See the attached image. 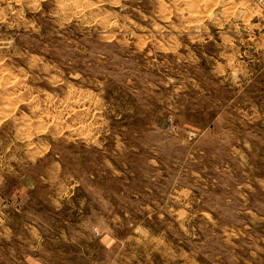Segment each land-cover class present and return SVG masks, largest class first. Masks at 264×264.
<instances>
[{
  "label": "rangeland",
  "instance_id": "rangeland-1",
  "mask_svg": "<svg viewBox=\"0 0 264 264\" xmlns=\"http://www.w3.org/2000/svg\"><path fill=\"white\" fill-rule=\"evenodd\" d=\"M0 264H264V0H0Z\"/></svg>",
  "mask_w": 264,
  "mask_h": 264
}]
</instances>
